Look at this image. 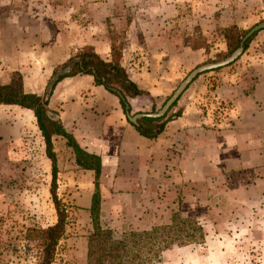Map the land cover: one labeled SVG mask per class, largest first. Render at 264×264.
Returning a JSON list of instances; mask_svg holds the SVG:
<instances>
[{"label":"rangeland","instance_id":"374dc122","mask_svg":"<svg viewBox=\"0 0 264 264\" xmlns=\"http://www.w3.org/2000/svg\"><path fill=\"white\" fill-rule=\"evenodd\" d=\"M263 23L264 0H0V85L20 74L46 98L54 74L72 60L93 53L104 62L119 59L128 75L121 65L126 58L158 74L150 82L171 85L167 96L144 98L142 111L130 109L131 116L155 113L195 68L229 57L230 43ZM255 35L233 63L248 75L264 66V31ZM109 77L108 87L124 94L117 73ZM179 112L172 109L167 118ZM42 138L41 130L38 137H24L16 156L7 152L0 160V264H38L40 245L26 239L27 231L47 229L58 220L51 186L44 192L46 176L31 170L30 155L45 156ZM18 153L24 154L21 160ZM244 179L193 194L184 186L168 188L159 201L151 194L150 209L141 217L126 209L116 214L108 204L99 222L115 240L154 233L145 243L157 244L155 264H264V184ZM64 181L58 175L57 196L69 218L54 264H89L94 222L91 212L76 204L87 193L77 178L68 187ZM174 218L190 223L176 227Z\"/></svg>","mask_w":264,"mask_h":264},{"label":"crops","instance_id":"0c3cea01","mask_svg":"<svg viewBox=\"0 0 264 264\" xmlns=\"http://www.w3.org/2000/svg\"><path fill=\"white\" fill-rule=\"evenodd\" d=\"M124 59L121 65L129 79L146 92L144 96L127 97L133 109L142 111L144 98L167 96L172 90L162 80L150 82L151 76H159L145 72L144 63L138 67L136 62L128 64ZM236 65L195 80L173 108L181 115L167 122L156 139L138 132L128 120L119 96L98 85L94 76L76 73L57 84L48 108L55 111L59 117L56 122L84 151L100 157V191L102 196L106 194L102 197V212L111 204L116 214L126 209L132 216H145L151 194L159 201L168 188L177 191L179 186L193 194L199 188L222 186L230 179L252 178L257 186L264 184V66L248 75L247 70L237 71ZM24 89L40 95L39 88L32 89L25 79ZM39 131L32 110L0 105V160H6L7 152L10 157L16 156L14 149L18 145V152L21 150L24 137H38ZM52 141L58 175L67 187L78 179L79 188L87 195L79 197L76 204L90 213L95 172L80 168L66 138L56 135ZM21 156L24 154L18 153V160ZM30 159L33 174L46 176L44 192L49 191L51 159L47 153L40 160L31 154Z\"/></svg>","mask_w":264,"mask_h":264},{"label":"trees","instance_id":"16d2710c","mask_svg":"<svg viewBox=\"0 0 264 264\" xmlns=\"http://www.w3.org/2000/svg\"><path fill=\"white\" fill-rule=\"evenodd\" d=\"M227 33L235 35L233 30H228ZM245 37L246 34L241 36L239 35L236 40L230 43L228 48L230 55L239 48ZM255 37L256 35L246 41L245 51L249 49V46ZM82 58H90L91 62L89 64L87 63V66H93L94 70H83L75 67V71L66 77L73 76L77 72L86 73L94 76L98 85H103L108 89V82H111L112 80L109 75L116 72L120 77L121 86L124 90L125 99L121 100V104L128 117L131 113V106L127 97L135 98L138 96H144L146 95V92L139 89V87L129 79L125 70L121 68L119 59L116 60V64H113L114 61L104 62L95 53L84 54ZM219 70L221 69L216 71ZM66 77L62 78L60 81ZM177 104L178 102L174 104L171 110L176 107ZM0 105H15L32 110L35 113L39 129L41 130L46 143L47 156L51 159L53 164L51 193L57 210L58 220L55 225L47 229H29L27 231L28 234L26 235V239L28 241H36L40 245L38 264H54L57 248L66 235L69 218L67 209L57 196L58 168L52 141L53 137L56 135L63 136L68 140V146L73 149L77 164L81 169L95 172V192L93 194L92 207L90 210L94 222L95 232L92 234L89 241V264H155L156 262H159L160 254H158V251L154 249L157 244L145 243L147 240H153L154 233H131L126 235V237L121 240H115L110 230H105L101 227L99 222L102 203L99 182L101 177L100 157L84 151L73 136L64 131L59 122L53 121L48 117L49 101H47L45 97L37 94L26 93L22 77L18 74L16 78L12 79L10 84L0 85ZM180 115L181 112H179L175 117H179ZM167 117L168 114L160 119L143 118L138 121L139 125L136 126V129L142 136L149 139H156L163 133L166 123L173 119ZM189 223L190 222H188V220L179 221L176 218L173 220V226L176 227L180 225L184 228L185 226H188L187 224ZM190 227L191 230H193L195 225Z\"/></svg>","mask_w":264,"mask_h":264},{"label":"water","instance_id":"95a60500","mask_svg":"<svg viewBox=\"0 0 264 264\" xmlns=\"http://www.w3.org/2000/svg\"><path fill=\"white\" fill-rule=\"evenodd\" d=\"M264 31V23L259 24L253 29L250 30V32L246 35V37L243 39L241 45L237 50H235L229 57L225 58L224 60L218 61V62H212V63H207L203 64L197 68H195L186 78L183 80V82L179 85V87L173 92V94L167 99L165 104L162 106V108L155 113H139L134 116H131L130 114L128 115V120L134 124L135 126H138L139 123L138 121L143 119V118H151V119H160L165 117L168 112L171 110V108L174 106L176 102L179 101V99L182 97V95L186 92V90L192 85V83L201 75L216 71L218 69H222L225 67H228L235 63L239 58L243 56L245 53V43L248 39H250L252 36L255 34H258L259 32ZM81 62L80 58H76L72 60L69 65L56 72L54 76L52 77L51 81L49 82L47 86V95H46V100L49 101V99L52 96V92L54 88L57 86V84L60 82V80L68 75H71L74 70H75V64ZM104 81V80H103ZM108 89L114 93H116L119 98L122 100L125 99L124 94L112 87H108ZM48 117L53 120L57 121L59 119L58 115L53 113V112H48Z\"/></svg>","mask_w":264,"mask_h":264},{"label":"flooded vegetation","instance_id":"af4514ba","mask_svg":"<svg viewBox=\"0 0 264 264\" xmlns=\"http://www.w3.org/2000/svg\"><path fill=\"white\" fill-rule=\"evenodd\" d=\"M81 59V62H78L75 64V67H78V68H81L83 70H94V67L91 66V65H88L87 66V63L89 64L91 62V59L90 58H80Z\"/></svg>","mask_w":264,"mask_h":264}]
</instances>
